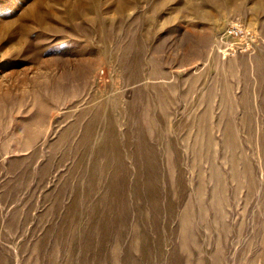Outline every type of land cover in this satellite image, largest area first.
Returning a JSON list of instances; mask_svg holds the SVG:
<instances>
[{"label":"rangeland","instance_id":"374dc122","mask_svg":"<svg viewBox=\"0 0 264 264\" xmlns=\"http://www.w3.org/2000/svg\"><path fill=\"white\" fill-rule=\"evenodd\" d=\"M0 264H264V0H0Z\"/></svg>","mask_w":264,"mask_h":264},{"label":"built area","instance_id":"2783aa9c","mask_svg":"<svg viewBox=\"0 0 264 264\" xmlns=\"http://www.w3.org/2000/svg\"><path fill=\"white\" fill-rule=\"evenodd\" d=\"M255 33L240 20L227 21L216 33L218 52L227 57L251 50L255 44Z\"/></svg>","mask_w":264,"mask_h":264},{"label":"bare ground","instance_id":"6f19581e","mask_svg":"<svg viewBox=\"0 0 264 264\" xmlns=\"http://www.w3.org/2000/svg\"><path fill=\"white\" fill-rule=\"evenodd\" d=\"M246 25V24H245ZM247 26V25H246Z\"/></svg>","mask_w":264,"mask_h":264}]
</instances>
